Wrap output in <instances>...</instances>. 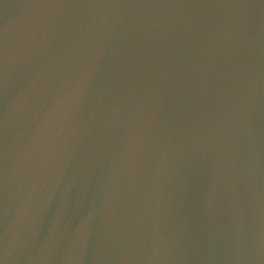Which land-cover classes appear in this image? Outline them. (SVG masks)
Here are the masks:
<instances>
[{
    "label": "water",
    "instance_id": "1",
    "mask_svg": "<svg viewBox=\"0 0 264 264\" xmlns=\"http://www.w3.org/2000/svg\"><path fill=\"white\" fill-rule=\"evenodd\" d=\"M0 264H264V0H0Z\"/></svg>",
    "mask_w": 264,
    "mask_h": 264
}]
</instances>
